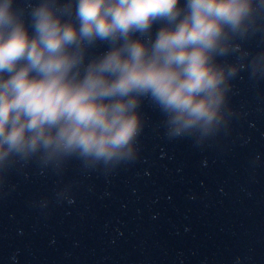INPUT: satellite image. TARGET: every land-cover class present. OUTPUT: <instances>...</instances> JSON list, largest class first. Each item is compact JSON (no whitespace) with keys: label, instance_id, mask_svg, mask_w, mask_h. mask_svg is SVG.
<instances>
[{"label":"water","instance_id":"95a60500","mask_svg":"<svg viewBox=\"0 0 264 264\" xmlns=\"http://www.w3.org/2000/svg\"><path fill=\"white\" fill-rule=\"evenodd\" d=\"M42 2L14 0L30 32ZM254 17L241 52L218 57L238 72L211 131L172 136L144 97L132 159L0 162V264H264V8Z\"/></svg>","mask_w":264,"mask_h":264},{"label":"clouds","instance_id":"9594fccd","mask_svg":"<svg viewBox=\"0 0 264 264\" xmlns=\"http://www.w3.org/2000/svg\"><path fill=\"white\" fill-rule=\"evenodd\" d=\"M262 8L264 0H43L30 32L14 0H0V162L132 159L144 97L172 136L211 131L238 72L218 57L241 52L233 40ZM160 22L154 40L134 38ZM98 41L109 50L85 64Z\"/></svg>","mask_w":264,"mask_h":264}]
</instances>
